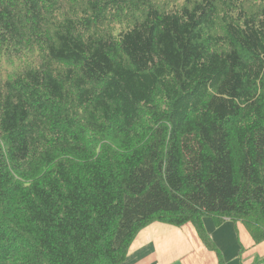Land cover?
I'll return each mask as SVG.
<instances>
[{
	"label": "trees",
	"instance_id": "trees-1",
	"mask_svg": "<svg viewBox=\"0 0 264 264\" xmlns=\"http://www.w3.org/2000/svg\"><path fill=\"white\" fill-rule=\"evenodd\" d=\"M0 264H122L153 221L264 240V0H0Z\"/></svg>",
	"mask_w": 264,
	"mask_h": 264
},
{
	"label": "crops",
	"instance_id": "crops-1",
	"mask_svg": "<svg viewBox=\"0 0 264 264\" xmlns=\"http://www.w3.org/2000/svg\"><path fill=\"white\" fill-rule=\"evenodd\" d=\"M202 224L216 250L191 222L153 221L135 234L122 264H264V240L255 242L241 221L206 216Z\"/></svg>",
	"mask_w": 264,
	"mask_h": 264
},
{
	"label": "rangeland",
	"instance_id": "rangeland-1",
	"mask_svg": "<svg viewBox=\"0 0 264 264\" xmlns=\"http://www.w3.org/2000/svg\"><path fill=\"white\" fill-rule=\"evenodd\" d=\"M0 69H1V73H3V74H4V69H2V67H1Z\"/></svg>",
	"mask_w": 264,
	"mask_h": 264
}]
</instances>
